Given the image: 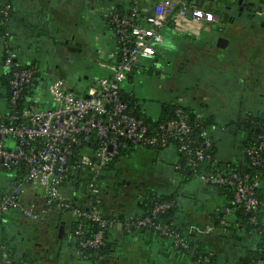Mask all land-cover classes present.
<instances>
[{"label":"crops","instance_id":"crops-1","mask_svg":"<svg viewBox=\"0 0 264 264\" xmlns=\"http://www.w3.org/2000/svg\"><path fill=\"white\" fill-rule=\"evenodd\" d=\"M11 2L13 10L6 30L21 62L36 61L48 78H66L69 89L77 95L95 77L107 75V66L117 57L118 43L109 22L111 9L128 8L133 3L140 7L150 5V0ZM248 2L259 4L258 0H243L242 4L229 0L223 13L226 19L220 17L218 22L200 30L192 21H180L181 28L173 22L167 24L153 58L141 59L121 84V90L139 99L142 113L152 120L165 113L163 104L173 103L210 117L208 133L215 158L225 172L229 164L246 167L248 135L232 122L264 110V16L251 11ZM219 37L227 40L225 46H218ZM1 42L0 35V48ZM35 91L41 106L50 107L45 88ZM144 99L159 106L153 104L148 111L147 106L152 103L145 104ZM136 155L147 157L151 166L139 168L135 177L125 173L141 181L139 189H120L105 197L97 193L98 207L107 215L130 218L141 213L139 197L145 189L176 192L175 224L210 258L198 262L191 251L177 249L155 231L115 222L109 231L113 244L101 264H236L257 245V237L244 230L233 212L226 211L228 197L223 190L204 184L196 176H179L180 154L175 146L136 147L111 168L107 167L104 174H116L121 169L113 167L122 157ZM76 179L82 182L76 184ZM11 180L7 174L0 175V193L10 187ZM83 181L81 175L74 176L63 187V194L78 206L88 202ZM258 191L264 198V177ZM20 204V208L8 210L0 223V241L13 264H97L70 240L71 224L76 219L70 210L55 208L37 220L26 216L22 208L39 211L44 205L40 188L32 185L25 186Z\"/></svg>","mask_w":264,"mask_h":264},{"label":"built area","instance_id":"built-area-1","mask_svg":"<svg viewBox=\"0 0 264 264\" xmlns=\"http://www.w3.org/2000/svg\"><path fill=\"white\" fill-rule=\"evenodd\" d=\"M12 10L11 2L5 0L0 3V15L4 18L7 19ZM257 12L264 16V4L258 5ZM182 20L192 21L196 29L200 30L207 24L218 22L220 16L201 8L198 0H154L149 7L133 3L128 8H115L109 15V22L118 49L117 57L107 66L108 74L95 77L79 95L69 89L66 78L51 79L44 87L51 103L47 108L31 103L21 110L15 109L23 90L34 84L40 66L33 61L21 62L18 53L11 49L8 32L1 35V48L4 51L2 65L9 71L8 105L12 111L7 114L0 111V166H22L24 174L12 182L0 198V212L8 208H20V196L25 186L32 185L40 188L44 207L39 211L32 207L22 208L23 213L31 219L37 220L51 211L52 202L56 200L57 207L70 210L76 218L88 217L104 227L106 219L96 207H92L89 213L80 210L61 192V184L70 174L69 158L73 154L77 156V161L72 168L81 170L86 176L87 188L94 195L107 186L104 174L106 167L128 144L135 148H163L174 140L192 167L212 159L211 154L204 152L202 147L193 148L189 145L192 124L182 108L174 107L169 117L150 128L141 116L134 113L120 93L121 84L140 60L153 58L156 46L163 41V28L171 22L181 28L178 23ZM188 31L195 33L190 28ZM36 78L39 89L45 81ZM3 105L0 100V107ZM258 138L262 141L256 148L245 149L250 165L254 166L261 164L258 152L264 147V133ZM203 144L208 147L210 141L206 139ZM75 148L79 151L75 152ZM245 164L247 168L248 163ZM198 179L207 185L231 187L232 202L251 212L250 221L255 222L254 214L260 203L256 189L260 179L249 172L224 173L218 169L205 170L198 175ZM86 204H91V201ZM171 204L156 203L149 216L127 226L151 228L168 238L175 247L187 249L188 241L184 233L174 232L168 226L154 221ZM226 211L230 210L227 208ZM75 233L80 234L81 230L77 229ZM102 244L101 230L93 238L80 241L83 247L96 248ZM12 263L3 247L0 264ZM250 264H264V256Z\"/></svg>","mask_w":264,"mask_h":264},{"label":"trees","instance_id":"trees-1","mask_svg":"<svg viewBox=\"0 0 264 264\" xmlns=\"http://www.w3.org/2000/svg\"><path fill=\"white\" fill-rule=\"evenodd\" d=\"M5 0H0V3ZM154 0H152L153 2ZM199 1V0H198ZM6 2H11V0H6ZM151 2V0H150ZM205 3V5H203ZM12 3V2H11ZM262 3L264 4V0H260L259 4ZM228 2L226 1H218V3L215 2V0H203V3L201 4V8L210 11L214 14L219 15L222 19H226V16L223 15L226 6ZM257 4V5H259ZM253 4L249 5V8L251 11H256L258 6ZM11 13L8 16V18H4L2 15H0V35H3L7 30H6V25L11 17ZM11 49L16 51L13 46H11ZM3 58H4V51L2 48H0V100L4 103L3 107H0V111H4V113H10L12 109L9 107L8 102L10 100V91L7 88V79L9 76V71H7L2 63H3ZM36 62V61H33ZM39 73V74H38ZM34 78L32 85H28L22 92L21 94V99L18 102V105L15 107V109L21 110L25 108L28 104L35 103L36 105L41 106L39 103V99L35 96V89L38 87V82L36 77H40L41 81L45 80V74L41 71L38 72ZM40 88L42 87V84L40 85ZM122 98L127 102L128 106L134 110V113L138 116H141L144 121L148 124L150 128H154L158 122H161L165 120L167 117L171 115L172 109L176 106L182 108L188 115V119L190 123L192 124V129H191V142L190 146L195 148V147H202L204 149V152H209L212 156L211 160H204L198 164L197 167H192L189 162L186 160V156L183 152H181L178 149V142L171 140L168 146H175L177 151L180 154V159L177 164L179 176L183 178H187L188 176H196L205 171V170H220L224 173H229L232 171L236 172H249L251 176H256L258 179H262L264 177V147L258 152L259 153V158L261 161L260 165H250L249 163V158L245 154V163H248L247 168L243 167H234L232 165H228V172H225L221 166V164L216 160L215 158V151H214V146L211 141L210 135L208 133V126L212 122L210 117H205L203 115H199L197 112L189 109L188 107H185L183 105H180L178 103H173V104H163V107L165 109V113H162V116L158 120H152L150 118H147L144 116L142 113V108L139 104V99L135 98L133 95H128L124 93L122 90H120ZM171 106V107H170ZM232 125H234L237 129L243 130L247 133L248 135V146L247 147H253L256 148L258 144L262 141L258 136L261 133H264V110H262L259 113H248L244 118H239L236 121L232 122ZM208 139L210 141V145L208 147H204V141ZM163 147V148H166ZM134 146L131 145H126L123 147L118 156L111 162L107 167H112V165L115 163L117 159H119L121 156L128 155L131 153V151L134 150ZM163 148H151V149H163ZM75 152L79 151L78 148L74 149ZM77 161V156L73 154L69 158V166H70V174L64 179V181L61 184V192L63 193V187L65 186V183L68 181V179L74 178V176H77L78 178L80 175L83 177L84 181L83 183L87 185V178L82 174L81 170H75L72 168V165H74ZM106 167V168H107ZM0 171H3L5 174L10 176L12 178L11 182H16L18 180V177L23 176L24 171L22 166H14L12 168H5L3 166H0ZM73 176V177H71ZM71 177V178H69ZM75 180V179H74ZM79 179H76V184L79 182L81 183ZM108 185V182H107ZM218 186L221 190H223L228 197V209L233 212L237 218L240 220L241 224L243 225L244 230L252 235L256 236L257 240L253 248H250L245 255L240 258V260L237 262L238 264H250L252 261H255L259 258H262L264 256V198L259 194L258 187L256 189V195L258 199L260 200L259 206L257 207V211L255 212V222L250 221V216L252 215L251 212H247L242 205L240 204H234L232 202L233 200V190L231 187L226 186V185H216ZM7 190V189H6ZM5 191L0 193V198L5 194ZM89 193L87 196V200L91 201V204H84L78 206L80 210L86 211V212H91L92 207H96L100 214L102 215L103 218L106 219V225L104 227H100L98 222L88 218V217H78L76 218L72 224H71V230H70V240L73 241L78 249L83 252L85 255L90 256L91 259H93L97 264H101L106 260V253L108 249L111 247L113 244L109 231L110 228L112 227L113 223L115 222H120L122 224H129L134 221L143 219L146 216H149V214L152 211L153 206L156 203H161V202H171V206L166 209L163 212H160L157 217L154 219L155 222L161 224V225H166L170 228V230L174 232H182V230L175 224V215L178 209V201H177V193L172 192V193H160L155 191L152 188H147L144 190L142 195L139 197V204L138 208L140 210V214L130 217V218H125L123 215H107L102 212V210L98 207L97 203V197L94 195L91 191L87 190ZM65 195V194H64ZM68 197L67 195H65ZM69 201H71L73 204H75L70 197H68ZM44 207V205H43ZM47 208V206H45ZM56 200L52 202V206L50 208L51 211L55 210L56 208ZM60 210H67L64 208H59ZM56 208V209H57ZM15 208H8L4 212H0V223L3 219L4 214L8 210H14ZM130 226V225H129ZM77 229L81 230L80 234H76L75 231ZM144 229H150L152 231H155L151 228H144ZM101 230L102 232V240L103 244L96 247V248H91V247H83L80 245V241L86 240V239H91L94 237L95 233L97 231ZM186 241H188V248H180L176 247L177 249L181 251H191L193 258L197 260L198 262H202L204 260H209L210 256L201 251L200 249L196 248L194 244L192 243L191 240H189V237L186 236L185 238ZM4 245L0 241V255L2 253ZM13 264V263H12Z\"/></svg>","mask_w":264,"mask_h":264},{"label":"rangeland","instance_id":"rangeland-1","mask_svg":"<svg viewBox=\"0 0 264 264\" xmlns=\"http://www.w3.org/2000/svg\"><path fill=\"white\" fill-rule=\"evenodd\" d=\"M218 1H222V0H215L216 3H218ZM223 1L229 2V0H223ZM152 68L155 71L157 69V66H154ZM68 79L70 80V82H72L71 76L68 77ZM87 83H88V80H87ZM144 103L145 104L152 103L149 106H147L148 111L151 108V106H154V105L159 106L157 102L153 100H149V99H144ZM147 161H148L147 157H139L137 155L130 156V157H122L121 160L117 163V165H114L113 167V169H116V166H118V168H120L121 171H117L116 174L113 172H110L109 174L105 175V179L108 182V185L99 192L100 195L105 197L109 195L110 193H115L116 191H119L120 189L123 191L128 189L130 192H134L136 191V189H139V185L141 181L136 180V178H131V177H135L134 173H137L136 171L139 168L141 169L150 168L151 166L148 165ZM125 173L127 175H134V176L127 177ZM0 175L5 176L6 174L3 171H0ZM127 180H130V182L127 183ZM85 186H86V189L88 190L86 184ZM136 186H138V188H136Z\"/></svg>","mask_w":264,"mask_h":264},{"label":"water","instance_id":"water-1","mask_svg":"<svg viewBox=\"0 0 264 264\" xmlns=\"http://www.w3.org/2000/svg\"><path fill=\"white\" fill-rule=\"evenodd\" d=\"M202 2H203V0H199V1H198V5L201 6ZM238 3H239V4H242V3H243V0H238ZM248 4H249V5H253L254 2H248ZM242 7H243V6H242ZM242 7H241V9H242ZM221 43H222V44H221ZM226 43H227V40H226L225 38H223V37H219V43H218V46H225ZM47 68H48V71H49V69H50L49 66H48ZM50 72H51V71H50ZM45 85H46V82H43V83H42V87H45ZM61 230H62V226H60V228H59V232H61Z\"/></svg>","mask_w":264,"mask_h":264},{"label":"flooded vegetation","instance_id":"flooded-vegetation-1","mask_svg":"<svg viewBox=\"0 0 264 264\" xmlns=\"http://www.w3.org/2000/svg\"><path fill=\"white\" fill-rule=\"evenodd\" d=\"M253 1H254V0H253ZM259 1H260V0H258V3H259ZM115 8H118V7H113V8L111 9L110 13H111ZM118 9H121V8H118ZM68 47H73V46L70 45V44H68ZM45 72H46V71H45ZM53 78H55V77L53 76V77H49V78H48V76H46L44 81H45V82H48V81H50V80L53 79Z\"/></svg>","mask_w":264,"mask_h":264}]
</instances>
